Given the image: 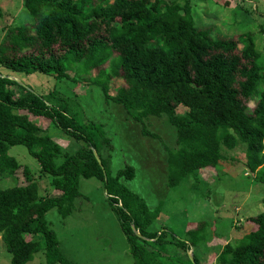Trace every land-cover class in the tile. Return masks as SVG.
<instances>
[{
    "label": "trees",
    "instance_id": "obj_1",
    "mask_svg": "<svg viewBox=\"0 0 264 264\" xmlns=\"http://www.w3.org/2000/svg\"><path fill=\"white\" fill-rule=\"evenodd\" d=\"M24 6L34 22L12 27L0 44V66L12 73L0 71V234L10 263L27 264L45 250L47 264H73L49 226L48 213L56 209L63 218L70 216L82 198L81 181L96 178L136 264H164L167 259L170 264H203L196 254L192 260L188 250L214 240L212 222H198L186 239L165 228L159 234L148 232L162 211H151L122 182L134 178L132 168L111 173V155L103 156L111 145L104 125L85 123L65 101L57 105L53 96L58 90L45 98L14 76L42 73L63 84L83 75L89 80L85 83L101 84L107 101L137 121L167 116L177 135L176 148L169 149L172 187L196 170L218 168L223 146L239 144L247 146V168L264 183V87H259L264 70L255 35L214 39L211 28L196 27L190 0H24ZM116 77L124 84L112 96L108 83ZM14 86L24 96L15 98L9 88ZM181 106L186 114H177ZM49 121L84 145L63 149L48 135L38 137ZM142 132L158 137L145 128ZM15 146L27 147L41 171L53 178L57 194L44 197L28 167L27 185L4 184L21 167L11 153ZM252 221L257 228L239 243L227 244L215 264H264V212ZM210 227L213 237L208 239ZM169 233L173 254L166 258Z\"/></svg>",
    "mask_w": 264,
    "mask_h": 264
},
{
    "label": "rangeland",
    "instance_id": "obj_2",
    "mask_svg": "<svg viewBox=\"0 0 264 264\" xmlns=\"http://www.w3.org/2000/svg\"><path fill=\"white\" fill-rule=\"evenodd\" d=\"M174 1L184 3V0ZM190 4L196 27L201 30L211 28L214 39L230 40L240 34H254L264 70V0H190ZM33 22L24 0H0V44L9 29ZM0 71L12 74L2 66ZM75 72V69L71 71L74 77ZM82 76H78L77 82L66 80L63 84L54 76L42 73L15 74L14 78L45 98L52 90H58L59 93L53 96L57 105L65 101L71 106L70 113H79L85 123L94 121L104 125L111 145L104 148L103 156L111 155L108 162L111 173L132 168L134 178H123L122 182L144 198L151 211H162L148 232L159 234L167 229L186 239L187 231L198 222L210 221L216 237L200 249L190 248L188 254L200 256L203 264H215L227 244L239 243L252 227L257 228L252 219L264 212V183L258 182L257 175L247 168L245 144L234 149L223 146V160L218 168L196 170L172 187L169 184V149L176 148L177 135L167 116H149L143 122L137 121L121 105L107 101L101 84L85 83L88 78ZM123 84L121 77L112 79L108 83L110 94L115 96ZM259 87H264V79ZM9 88L15 98L25 94L18 86ZM254 104L252 102L251 106ZM187 112L183 106L177 109V114ZM48 123V129L39 132L38 137L48 135L63 149L84 145L51 121ZM143 128L158 137L144 136ZM11 153L21 167L14 178L5 180L6 186L27 185L29 181L24 170L28 167L44 197L57 194L52 186L53 178L41 171L39 161L27 147L15 146ZM81 194L82 198L70 216L63 218L56 209L48 213L49 226L57 233L66 258L73 264H136L103 183L96 178L83 179ZM208 233V239H211L212 227ZM173 234L165 236L171 242L167 245L169 253H163L166 258L173 254ZM161 246L157 245V249ZM10 260L11 255L0 234V264H11ZM167 261L164 264H170L171 260ZM27 264H47L46 251L38 252Z\"/></svg>",
    "mask_w": 264,
    "mask_h": 264
},
{
    "label": "water",
    "instance_id": "obj_3",
    "mask_svg": "<svg viewBox=\"0 0 264 264\" xmlns=\"http://www.w3.org/2000/svg\"><path fill=\"white\" fill-rule=\"evenodd\" d=\"M22 84H23V83H22ZM95 155H96V158H97V160L99 161V163H101V160H100V157L98 156V154L95 153ZM137 234H138V231H137ZM190 258H191L192 260H194V256H193V254L190 255Z\"/></svg>",
    "mask_w": 264,
    "mask_h": 264
}]
</instances>
